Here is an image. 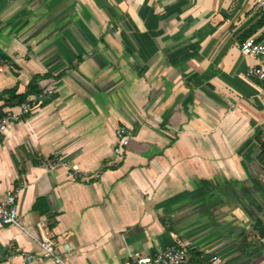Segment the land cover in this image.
Listing matches in <instances>:
<instances>
[{
  "label": "crops",
  "instance_id": "0c3cea01",
  "mask_svg": "<svg viewBox=\"0 0 264 264\" xmlns=\"http://www.w3.org/2000/svg\"><path fill=\"white\" fill-rule=\"evenodd\" d=\"M259 19L255 0H0V114L18 106L7 89L37 101L0 147V196L21 188L27 230L0 221V264H56L20 256L41 253L43 217L68 264L176 241L191 261L264 264V85L237 48Z\"/></svg>",
  "mask_w": 264,
  "mask_h": 264
},
{
  "label": "built area",
  "instance_id": "2783aa9c",
  "mask_svg": "<svg viewBox=\"0 0 264 264\" xmlns=\"http://www.w3.org/2000/svg\"><path fill=\"white\" fill-rule=\"evenodd\" d=\"M255 8L259 17L264 19V0H255ZM237 48L244 54L251 55L258 63L247 71L249 76L261 81L264 85V23L258 28L255 36H251L237 43ZM7 68V62L0 61V73ZM52 92V90H49ZM36 98L26 99L20 102L16 110L0 114V147L3 145L7 128L14 122L20 121L23 116L31 113L36 105ZM117 144L114 148L116 158H123L125 148L129 145L133 133L127 127H119L116 131ZM112 164V162H109ZM47 168L54 169L59 166H69L71 174L79 171L77 164L69 165L63 159L55 158L46 163ZM21 188L9 189L0 196V221L5 224H14L27 231L19 221V209L17 204L18 193ZM37 226L40 230L38 237H33L41 248V253L29 251L20 252V256L26 262L36 261L43 258L51 259L56 264H68V258L72 253L70 243L59 245L50 229L49 221L43 217ZM31 235V234H30ZM32 236V235H31ZM264 240V237H263ZM63 250V252L61 251ZM122 264H213L206 261H191L188 257L187 246L181 241L158 249L153 254L140 255L135 253L133 258L127 259Z\"/></svg>",
  "mask_w": 264,
  "mask_h": 264
},
{
  "label": "trees",
  "instance_id": "16d2710c",
  "mask_svg": "<svg viewBox=\"0 0 264 264\" xmlns=\"http://www.w3.org/2000/svg\"><path fill=\"white\" fill-rule=\"evenodd\" d=\"M263 23H264V19L262 17H260L259 25L261 26ZM31 87L35 88L34 82L31 83ZM5 92L10 95V99H11L12 103L14 102L13 104H15V103L19 104L20 102H22L26 98L25 95L16 94V90H14V88L7 89ZM41 204H42V200L38 199L37 202L35 203V208L40 207ZM255 227L258 228L260 234L264 237V221H263V219H261V218L256 219Z\"/></svg>",
  "mask_w": 264,
  "mask_h": 264
},
{
  "label": "water",
  "instance_id": "95a60500",
  "mask_svg": "<svg viewBox=\"0 0 264 264\" xmlns=\"http://www.w3.org/2000/svg\"><path fill=\"white\" fill-rule=\"evenodd\" d=\"M259 160H260L261 164L264 167V152L260 155V159ZM210 195H213V192H211ZM203 202L206 203V201H203Z\"/></svg>",
  "mask_w": 264,
  "mask_h": 264
}]
</instances>
